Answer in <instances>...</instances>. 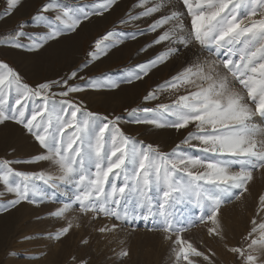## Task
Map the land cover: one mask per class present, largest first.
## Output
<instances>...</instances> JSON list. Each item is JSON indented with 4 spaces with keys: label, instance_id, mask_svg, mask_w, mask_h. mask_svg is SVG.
<instances>
[{
    "label": "snow or ice",
    "instance_id": "snow-or-ice-1",
    "mask_svg": "<svg viewBox=\"0 0 264 264\" xmlns=\"http://www.w3.org/2000/svg\"><path fill=\"white\" fill-rule=\"evenodd\" d=\"M114 3L115 0H96L89 11L50 0L32 18L37 24L46 25L48 31L42 37L30 36L29 50L75 32L83 21L103 15ZM182 3L191 18L190 28L183 22L180 11L172 10L152 20L148 32L164 29L152 44L168 42L170 46L127 73L128 83L143 79L153 68L179 53L180 47L171 45L185 49L199 46L202 53L212 57L197 56L187 61L175 76L143 97L145 102L156 101L160 94L175 90L177 94L170 103L128 111L136 124L178 132L189 129L168 152L126 136L119 128L121 116L109 119L84 110L73 100L57 101L56 96L69 97L71 93L84 91V87L68 83L77 77V71H72L65 80L41 83L33 89L22 83L8 64L0 62V122L13 120L33 134L45 149L35 161H47L52 169L29 173L14 170L11 161L0 162V182L4 191L14 195L13 199L0 202V212L22 202L34 205L42 202L46 193L38 182L52 189L69 185L74 189V199L70 197L69 203L51 213L56 218H64L75 204L84 214H102L125 223L151 220L153 227L148 230L162 232L163 238L171 242L174 264H200L191 257L214 264L209 255L182 237L191 225L176 219L178 206L183 203L199 208L207 206L209 210L199 217V223L210 221L213 226L208 227V234L223 239L218 220L221 205L240 200L248 191L253 170L264 169V0H182ZM19 4L20 0H7V14L11 15ZM170 4L171 0H138L134 7L142 11L129 13L128 18L153 17ZM49 11L56 12L54 20L43 15ZM137 34L146 33L139 30L131 38L136 39ZM24 35L17 31L9 35L8 41L13 47H25L18 40ZM120 42L119 33L108 31L95 41L94 50L87 55L97 60ZM87 67L86 61L80 70ZM80 79L94 89L119 87L118 82L108 77L96 81L84 76ZM53 85L66 90L52 92ZM13 94L14 103L9 109ZM35 100L39 103L33 102L30 114L26 113L28 102ZM186 148H196L204 155H192ZM153 191L158 199L150 194ZM262 213L264 195L259 198V219L251 220L244 238L246 246L242 242L241 246L227 249L238 257L240 264H264ZM71 226L69 222L50 238L59 240ZM116 227L113 224L111 229L102 227L99 231H114ZM120 255L127 256L128 252L122 251Z\"/></svg>",
    "mask_w": 264,
    "mask_h": 264
},
{
    "label": "rangeland",
    "instance_id": "rangeland-1",
    "mask_svg": "<svg viewBox=\"0 0 264 264\" xmlns=\"http://www.w3.org/2000/svg\"><path fill=\"white\" fill-rule=\"evenodd\" d=\"M49 2L50 0H20L19 6L8 15L7 0H0V36L13 31L25 33L18 38L25 47H13L8 39L0 40V62L8 64L19 75L22 83L30 85L35 82L33 89L41 83L65 80L72 71L78 73L75 79L68 81L74 86H80V82L84 81L80 79L81 76L93 81L108 77L118 82L119 87L115 89L100 90L87 87L83 82L84 91L71 93L69 97L56 96L55 99L73 100L82 105L84 110L101 117L111 119L121 116L119 128L126 136L145 145L158 147L162 152L170 151L189 129L178 132L172 128L136 124L128 115V111L137 107L152 108L159 103H170L177 94L175 90L160 94L156 101L145 102L143 97L175 76L187 61L194 60L197 56L201 59L212 57L206 52L202 53L199 46L185 49L171 45L180 47L179 53L153 68L143 79L128 83L127 73L136 65L146 63L159 53L165 52L170 46L168 42L152 44L154 38L164 31L158 29L157 32H148V25L152 20L172 10L180 11L183 13V22L190 28L191 18L187 16L182 0H171V4L163 12L141 20L128 18L129 13L135 15L142 11L141 8L134 7L138 0H115L107 12L100 16H91L83 21L75 32H67L55 40L45 42L39 49L29 50L28 45L32 43L29 37H42L48 31L47 26H40L32 18ZM57 2L61 6L83 7L91 11V6L96 0ZM43 15L54 20L56 12L49 11ZM167 27L166 25L165 28ZM139 30L146 34H137L136 39H132L131 36ZM108 31L119 33L121 42L109 49L106 55L91 60L87 53L94 50L95 41ZM86 61L88 67L81 71ZM64 90L66 89L53 85L51 91L58 93ZM97 93H100V99H97ZM180 94H183V89ZM11 105L10 97L7 107L10 109ZM31 108L32 106L28 105L26 113L30 114ZM8 114L11 115V110ZM71 131L70 129L69 132ZM185 150L195 156L204 155L196 148ZM44 153L45 149L40 146L35 136L22 125L13 120L0 122V162L11 161L10 166L22 172L51 171L49 162L35 161L36 156ZM38 183L46 193L42 202L38 205L22 202L7 212H0V264H174L171 242L163 238L162 232L148 230L153 227L151 220L145 222L136 219L125 223L104 217L102 214H84L75 204L73 210L66 213L64 218L58 219L51 213L69 203L70 197L74 199V189L69 185L52 189L42 182ZM247 187L248 191L240 200L227 201L220 207L218 220L223 239L208 234V227L213 226L210 221L199 223V217L209 210L207 206L199 208L189 203L178 206L176 219L181 224L191 225L181 234L182 237L191 242L198 251L209 255L214 264H240L238 257L227 249L241 246L242 242L246 246L247 241H244V238L251 228L250 222L253 218L259 219L257 212L259 198L264 195V169L253 170V179ZM150 194L158 199L155 191ZM13 198L14 195L4 191L0 182V202ZM69 222L72 226L66 235H62L59 240L50 238L63 227H67ZM113 224L117 225L114 231H99L102 227L111 229ZM122 251H127L128 255L121 256ZM211 253L215 255L212 256ZM191 258L200 261V264H206L202 258Z\"/></svg>",
    "mask_w": 264,
    "mask_h": 264
},
{
    "label": "crops",
    "instance_id": "crops-1",
    "mask_svg": "<svg viewBox=\"0 0 264 264\" xmlns=\"http://www.w3.org/2000/svg\"><path fill=\"white\" fill-rule=\"evenodd\" d=\"M40 26H46V25H43V24H40ZM31 70V69H30ZM32 71V70H31ZM30 71V72H31ZM83 82H85V81H81L80 82V86H82V87H84V83ZM35 84V82H33V83H31L30 85H28L30 88H32L33 87V85ZM98 90H100V88H97ZM100 93H97V99H100ZM14 99H15V94H13L12 96H11V100H12V104L14 103ZM37 101L38 100H35V101H30V102H28V105L29 106H32V104H33V102H35V103H37Z\"/></svg>",
    "mask_w": 264,
    "mask_h": 264
},
{
    "label": "trees",
    "instance_id": "trees-1",
    "mask_svg": "<svg viewBox=\"0 0 264 264\" xmlns=\"http://www.w3.org/2000/svg\"><path fill=\"white\" fill-rule=\"evenodd\" d=\"M15 32H16V31L9 32V33H7V34H4V35L0 36V40H2V39H8L9 35H10V34H14Z\"/></svg>",
    "mask_w": 264,
    "mask_h": 264
}]
</instances>
